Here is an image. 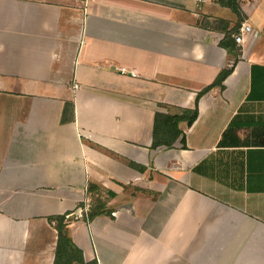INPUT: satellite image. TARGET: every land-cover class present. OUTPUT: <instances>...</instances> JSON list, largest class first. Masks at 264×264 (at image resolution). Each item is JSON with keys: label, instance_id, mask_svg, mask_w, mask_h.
I'll return each instance as SVG.
<instances>
[{"label": "crops", "instance_id": "crops-1", "mask_svg": "<svg viewBox=\"0 0 264 264\" xmlns=\"http://www.w3.org/2000/svg\"><path fill=\"white\" fill-rule=\"evenodd\" d=\"M240 1L252 30L224 88L186 146L153 148L155 113L193 109L229 63L230 8L0 0V264H54L48 217L67 213L86 263L264 264V0ZM89 182L111 216L82 218Z\"/></svg>", "mask_w": 264, "mask_h": 264}, {"label": "trees", "instance_id": "trees-1", "mask_svg": "<svg viewBox=\"0 0 264 264\" xmlns=\"http://www.w3.org/2000/svg\"><path fill=\"white\" fill-rule=\"evenodd\" d=\"M220 4L230 8L237 16L238 22L231 32L227 33L224 39L220 42V45L227 50L229 54V63L220 71L216 79L200 91L195 100V107L193 109H183L175 114H165L162 112H156L154 117L153 126V143L152 147L157 148L165 146L171 148L176 139L182 136L183 146H186L185 133L180 128V125L184 123L187 127L191 126L198 116V102L199 99L214 87L220 89L224 88L223 82L228 75L233 71L235 64L239 60L241 48L234 41V34L238 31L242 22V14L239 5V0H218ZM126 163L140 172L144 173L146 167L139 165L135 162L126 160ZM121 185V187L127 191H132V195L138 191H143L139 187ZM129 190V191H130ZM87 192L92 196L93 201L88 210L82 215L85 221H91L97 216L107 215L111 216L115 211L110 207L109 199L115 196V193L111 190H104L99 184L89 182L87 186ZM107 194V197L103 195ZM80 206L85 207L84 204ZM69 214L55 215L48 217L51 223L55 224L57 230V242L55 249L54 264H97L96 261L86 263L83 257V252L76 246L69 232Z\"/></svg>", "mask_w": 264, "mask_h": 264}, {"label": "built area", "instance_id": "built-area-1", "mask_svg": "<svg viewBox=\"0 0 264 264\" xmlns=\"http://www.w3.org/2000/svg\"><path fill=\"white\" fill-rule=\"evenodd\" d=\"M252 30L251 26L248 25L247 23H243L240 28L238 29V31L234 34V40L236 42V44L240 45L243 43L244 41V34L245 33H249ZM82 212V210H81ZM82 216V214H81Z\"/></svg>", "mask_w": 264, "mask_h": 264}, {"label": "rangeland", "instance_id": "rangeland-1", "mask_svg": "<svg viewBox=\"0 0 264 264\" xmlns=\"http://www.w3.org/2000/svg\"><path fill=\"white\" fill-rule=\"evenodd\" d=\"M240 3L246 4L247 3V0H241Z\"/></svg>", "mask_w": 264, "mask_h": 264}]
</instances>
